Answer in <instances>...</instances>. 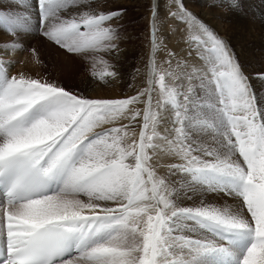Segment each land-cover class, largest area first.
Listing matches in <instances>:
<instances>
[{"label": "snow or ice", "instance_id": "snow-or-ice-1", "mask_svg": "<svg viewBox=\"0 0 264 264\" xmlns=\"http://www.w3.org/2000/svg\"><path fill=\"white\" fill-rule=\"evenodd\" d=\"M172 3L167 14L200 35L167 49L153 6L152 76L123 98L16 71L14 52L47 64L25 46L23 19L0 10V264H264V108L227 43L184 0ZM38 5L42 49L119 59L123 9ZM222 7L243 11L241 0ZM111 67L98 78L109 86L121 79Z\"/></svg>", "mask_w": 264, "mask_h": 264}, {"label": "rangeland", "instance_id": "rangeland-1", "mask_svg": "<svg viewBox=\"0 0 264 264\" xmlns=\"http://www.w3.org/2000/svg\"><path fill=\"white\" fill-rule=\"evenodd\" d=\"M34 1V2H33ZM113 2L115 7H119V9H123V18L113 21V26L116 28L118 33L120 34V51L119 54L124 57L123 61H118L114 59L111 56L104 55L103 60L100 59L99 62H94V58L98 57L99 55L92 57V56H85L84 58H79L75 60L76 64L72 68L73 72L71 75L66 76L67 74L65 72H60L59 66L62 65L63 62H61L60 55H53V49L52 46H48L47 49H42L41 44H39L38 41H36L35 34L36 30L38 28L39 24V5L38 0H29V2L25 5V7L21 8L20 5L16 3V0H0V10H6L8 11V14L10 15H16L19 17H22L23 23L26 26V32H29L32 36L31 38H27L26 35H23V38L27 41H31V44H34L37 49L40 50L38 52V56L40 59L45 61V64H47V67H43L40 64L35 63L33 57L31 55L27 56L26 58V64L21 65L16 69V71L24 70L25 67L29 69V75H36L39 73L40 75L48 76L49 78L55 77L59 83L64 84L65 87L77 91V92H84L87 94V91L83 89V83L85 81V78L89 76L91 71L95 72H107L112 70L111 65H115L117 69L120 67L122 72L127 76V80L125 82V91L122 93L124 96H132L135 95L136 92L139 89H142L146 87L145 79H146V67H147V51L149 50V45L151 44V23L149 21L150 17V11L152 6V0H92L93 5L96 4H102V6H107L109 2ZM115 1L118 5L115 4ZM160 6L157 11L158 17L160 19H165L166 21H169V17L167 16V9L169 7V4H173L172 0H159ZM107 2V4H106ZM123 2V3H122ZM32 3V4H31ZM185 6L194 13L202 22H204L206 25H208L215 34H217L220 38H222L227 45L230 47L231 52L234 53L236 61L240 64V66L243 68L249 67L250 62L252 60L248 59L247 56V45H248V39H257L260 40V51L254 52L253 56H255L257 60V65L252 72H245V74L249 77V80L252 81V77H257V74L261 71H264V43L261 40L259 33L256 32L257 30L262 31V37L264 39V21L261 19V22H259L258 18L254 16L253 14H250L252 12V9L259 4V2L252 3L251 0H241L243 11L241 12H233L230 11L227 7H222V5H226L228 3V0H184ZM189 3L192 4L193 8L190 6H187ZM253 4V8L251 9V5ZM35 5V6H33ZM99 10H104L103 7ZM207 11V16L205 17L204 11ZM250 11V12H249ZM20 12V13H19ZM212 13H218L221 14V17H218L217 14ZM255 30L249 31L247 28V24H249L250 21H255ZM179 25H182V29L184 28L183 24L175 20ZM219 21V22H218ZM232 21H239L240 26L237 27V29L234 31L236 35L243 36V44L242 46L245 47V49L238 54L237 48L238 46L231 44L230 36L229 38L223 35L219 32L220 27H227L231 24ZM29 25H31L29 27ZM31 28V29H30ZM161 31L158 33V38L160 41H158L160 44L163 45L164 41H170L171 38L168 36V27L165 23L160 24ZM186 42L189 43H195V40L193 39L194 36L200 35V33L196 30H193L190 33L186 32ZM188 35V36H187ZM0 36L2 37V34L0 33ZM25 36V37H24ZM1 39V38H0ZM23 39V40H24ZM26 41L24 42L25 44ZM29 41V42H30ZM36 43V45H35ZM29 44V43H28ZM26 46V45H25ZM148 49V50H147ZM263 52V53H262ZM45 53H47V58L45 57ZM24 54V53H23ZM27 53L25 52V55ZM71 56H78L81 54H70ZM164 59H158V69L163 70L167 65L164 63L167 59L166 52L164 54ZM82 56V55H81ZM60 60V65L57 63V61ZM164 60V61H163ZM104 61H107L105 63ZM259 61V62H258ZM162 65V66H161ZM59 68V69H58ZM62 69V68H61ZM64 69V68H63ZM249 69V68H248ZM107 70V71H106ZM145 71V72H144ZM143 72V73H142ZM63 73V74H62ZM144 74V77H143ZM253 74V75H252ZM256 75V76H255ZM66 76V77H65ZM65 78V79H64ZM259 78V76L257 77ZM138 80L140 84L136 85L135 88L133 85V81ZM259 82L256 84V86H253V91L256 94L257 97V103L261 108H264V80H261L259 78ZM167 82V80H166ZM157 87L159 85L157 84ZM112 89H115L116 86H111ZM93 89L96 90L95 87ZM103 90L100 89L99 94L96 93L98 96H102ZM262 92V93H261ZM93 96V93H90ZM258 95V96H257ZM105 97H108L105 95ZM155 102V100H154ZM140 105H138L139 107ZM140 109V107H139ZM171 113L170 118H174V111L171 109V105L164 106L161 111H167ZM126 124V123H125ZM134 130H137V127L134 128ZM129 142V138H125L124 143L127 144ZM229 198V197H228ZM232 199V198H230ZM190 203V202H189Z\"/></svg>", "mask_w": 264, "mask_h": 264}, {"label": "bare ground", "instance_id": "bare-ground-1", "mask_svg": "<svg viewBox=\"0 0 264 264\" xmlns=\"http://www.w3.org/2000/svg\"><path fill=\"white\" fill-rule=\"evenodd\" d=\"M31 1V0H30ZM252 1V3H254V2H259V4L258 5H256L254 8H253V4L251 5V9H252V12H250V14H253L254 16H256L257 18H258V20H259V22H261V19L264 21V0H251ZM34 2V1H33ZM118 2V1H117ZM117 2L115 1V4L116 5H118L117 4ZM119 3V2H118ZM123 3V2H122ZM32 4V3H31ZM106 4H107V2H106ZM111 5H114L113 4V2L111 1V2H109L108 4H107V6H102L103 7V9L104 10H107V11H110V10H116V9H119V7H115V6H111ZM33 6H35V5H33ZM153 6H155L156 8H157V11H158V9H159V6H160V1L159 0H152V6H151V8H153ZM187 6H190V7H192L193 8V6H192V4L191 3H189ZM36 7V6H35ZM171 9L172 11H175L176 9H175V5L174 4H169V7H168V9ZM20 13V12H19ZM150 17H149V21H150V23L152 22V20H153V16H152V11H150ZM213 15L214 14H217V16L218 17H221V14H218V13H212ZM204 15H205V17L207 16V11L205 10L204 11ZM167 16L169 17V21H166L165 20V24H166V26L168 27V36L171 38V40L170 41H164L163 42V45H166L167 46V49H171L172 51H179L180 49H183V48H186L187 47V44L189 43V42H186V32L184 31V28L182 29V25H179L176 21H175V19H173L171 16H169L168 14H167ZM22 18V17H21ZM261 18V19H260ZM23 21H25V20H23ZM219 22V21H218ZM255 23H256V20L255 21H250L249 22V24H247V28H248V30L249 31H253V30H255ZM31 25H29V27H30ZM238 26H240V24H239V21H232L231 22V24L230 25H228L227 27H220L219 28V32L220 33H222L223 35H225L226 37H228L229 38V36H230V41H231V44H233V45H236V46H238V48H237V51H238V54L240 53V52H242L244 49H245V47H243L242 46V44H243V36H241V35H236L235 33H234V31L237 29V27ZM184 27V26H183ZM28 28V27H27ZM26 28V29H27ZM31 29V28H30ZM173 29H175V31H173ZM27 31V30H26ZM256 32H258L259 33V35H260V37L262 38L261 40L263 41V43H264V39H263V37H262V31L261 30H257ZM1 34H2V37L0 36V38L1 39H7V37H6V35L3 33V32H0ZM188 33V32H187ZM264 33V32H263ZM35 34V33H34ZM26 37L27 38H31V34L29 33V32H26ZM34 36V35H33ZM33 36H32V38H33ZM188 36V35H187ZM25 37V36H24ZM35 38V37H34ZM33 38V39H34ZM24 39V38H23ZM32 39V40H33ZM36 39V38H35ZM34 39V40H35ZM157 39H158V41H160V39L157 37ZM32 40L29 42L28 40V43H27V41L24 39L23 41L25 42L26 41V46L27 45H31V42H32ZM33 40V41H34ZM33 43V42H32ZM259 43H261V41L260 40H257V39H255V40H253V39H248V45H247V56H248V59L249 60H252V62H250V64H249V69L247 68V67H241L242 68V70L244 71V72H252V70H254L255 69V67H256V65H257V60L255 59L256 57L255 56H253V54H254V52H256V51H260L261 49H260V45H259ZM40 44V43H39ZM35 45H36V43H35ZM38 47H39V45H37ZM37 46H36V48H37ZM150 47H149V50L147 51L148 53H147V67H146V72H145V74H146V79L144 80L145 81V83L144 84H146L147 85V80H148V78L149 77H151L152 76V65H151V56L153 55V51H152V45L150 44L149 45ZM27 53V52H26ZM263 53V52H262ZM5 53L3 52V51H0V56H2V55H4ZM165 54V51H158V52H156L155 53V55H156V58H157V61H158V59L160 60V59H164V55ZM12 55L16 58V59H18V60H23V65H25L26 64V57L27 56H29V55H31L30 53H27L26 55H25V53L24 54H20V53H18V52H14V53H12ZM82 55V56H81ZM81 55H78V56H71L70 54L69 55H60V59H61V62H63L62 63V65L61 66H59V67H61L60 68V72H65L67 75L66 76H68V75H71L72 74V72H73V67L75 66V60H77V59H79V58H84L85 57V55H83V54H81ZM118 55H119V59H116V58H114V59H116V60H118V61H120L121 62V60L123 61V59H124V57L122 56V55H120L119 53H118ZM165 60H166V58H165ZM100 61V58H94V62H99ZM164 61V60H163ZM60 60H58L57 61V63L60 65ZM259 62V61H258ZM165 63V62H164ZM159 65V64H158ZM162 66V65H161ZM64 68V69H63ZM59 69V68H58ZM118 70L120 71V73H121V79H120V81L119 82H114V83H112L110 86L109 85H105L102 81H99V76L104 72H95V71H91V73L89 74V76L87 77V78H85V81H84V83H83V89H85L86 91H87V94H90V93H93V96H98L96 93H98L99 94V91H100V89H102L103 90V92H102V96L103 97H105V95L106 96H108V98H123V95H122V93L125 91V82H126V80H127V76L122 72V70H121V68L119 67L118 68ZM107 71V70H106ZM111 71V70H110ZM92 73H95V75H96V79H93V76H92ZM143 73V72H142ZM63 74V73H62ZM253 75V74H252ZM65 76V77H66ZM256 76V75H255ZM143 77H144V74H143ZM248 77H250L249 75H248ZM257 77H258V75H257ZM257 77H252V81H250L251 82V84H252V87L253 86H256V84L260 81L259 80V78H257ZM65 79V78H64ZM106 79H109V78H107L106 77ZM135 80V79H134ZM251 80V79H250ZM138 84H140L141 85V83L138 81V80H135V81H133V85H134V87L133 88H135V86L136 85H138ZM116 86V88L115 89H112L111 88V86ZM93 87H95L96 88V90L95 89H93ZM137 87V86H136ZM262 93V92H261ZM91 95V94H90ZM258 96V95H257ZM154 104H155V102H154ZM134 107H136L137 109H139V107L140 108H143L144 107V105H140L139 107H138V105H135ZM166 112H168V110L166 111ZM169 113V112H168ZM124 123H128V121H124ZM137 127V130H135V132L137 133V139H138V136H139V132L141 131V124L140 123H134L133 124V129L134 128H136ZM131 131V130H130ZM215 194H210V196H214ZM220 196H223V194H220ZM225 201H227V203H229V204H233L234 203V201H233V199H230V198H228V197H224L223 199H221L220 197H215V202L219 205V204H222V203H224Z\"/></svg>", "mask_w": 264, "mask_h": 264}]
</instances>
